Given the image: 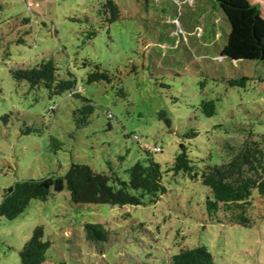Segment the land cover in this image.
I'll return each mask as SVG.
<instances>
[{
	"label": "rangeland",
	"instance_id": "rangeland-1",
	"mask_svg": "<svg viewBox=\"0 0 264 264\" xmlns=\"http://www.w3.org/2000/svg\"><path fill=\"white\" fill-rule=\"evenodd\" d=\"M105 1L0 0V199L16 181L63 175L72 162L127 180L132 164L146 162L144 145L162 148L153 157L165 170L183 144L198 165L220 163L227 141L239 145L250 130L264 134L262 62L220 55L223 46L232 55L255 53L264 39V0H113L114 21ZM48 58L93 101L86 125L74 115L80 97L49 96L10 72ZM96 64L111 82L86 81ZM242 75L251 77L245 86L226 81ZM206 99L216 102L211 116L202 110ZM192 129L197 135L188 137ZM172 173H164L167 191L156 203H74L64 189L31 200L12 220L0 216V264L20 263L37 225L50 241L51 264H168L180 248L201 244L216 264H264L257 193L251 227L217 223L208 218L200 176ZM86 222L103 223L109 240H87Z\"/></svg>",
	"mask_w": 264,
	"mask_h": 264
},
{
	"label": "trees",
	"instance_id": "trees-1",
	"mask_svg": "<svg viewBox=\"0 0 264 264\" xmlns=\"http://www.w3.org/2000/svg\"><path fill=\"white\" fill-rule=\"evenodd\" d=\"M104 12H110V21L119 17V9L113 0L103 3ZM224 32L220 35L223 36ZM226 44V42H225ZM224 44V45H225ZM255 53L244 57L232 55L220 50V55L230 59L259 60L264 66V39L256 47ZM83 64H89L84 61ZM13 78L17 81L26 80L32 87L43 86L49 96L60 95L67 91L70 96L80 97L83 104L75 110V118L79 125H86L95 106L91 99L81 94L77 80L71 72L68 77H61L57 72L52 58L43 59L31 67H15L11 69ZM261 78V77H260ZM251 77L242 75L230 77L226 81L229 85L245 86ZM105 80L111 82L108 71L96 64L94 70L86 77L87 82ZM1 92V88H0ZM120 93L125 95L122 88ZM202 110L206 116L216 113L214 99L201 101ZM110 114V115H109ZM5 115L3 118H6ZM111 117V112H107ZM169 124L170 120L165 117ZM125 136L128 133L124 132ZM188 137L197 135L191 130ZM190 135V136H189ZM135 138V136H134ZM138 139V138H136ZM226 158L220 163L204 162L198 165L188 155L185 144L176 154L170 167L163 169L161 162L155 160L153 153L161 151L159 146H142L147 153L146 162L137 160L126 171L127 180H121L117 175H108L93 170L88 164L70 163L63 175L50 174L38 179H23L4 189L0 199V216L7 219L16 218L33 199L46 200L53 192L64 189L69 191L70 200L74 203H106L111 205H144L156 203L167 189L163 183L164 173L173 175L182 172L191 178L198 179L206 187L205 208L210 221L217 223L238 224L251 227L255 221L254 193L257 199L264 202V134L255 137L253 131L243 136L239 145L226 142ZM114 184H111L110 181ZM117 182V185H116ZM261 216H264L262 213ZM87 240L96 244L109 240L110 229L100 222H86L83 225ZM50 241L44 239V229L37 225L20 250L19 264H51L47 263V249ZM168 264H216L207 246L194 245L182 247L168 257Z\"/></svg>",
	"mask_w": 264,
	"mask_h": 264
},
{
	"label": "built area",
	"instance_id": "built-area-1",
	"mask_svg": "<svg viewBox=\"0 0 264 264\" xmlns=\"http://www.w3.org/2000/svg\"><path fill=\"white\" fill-rule=\"evenodd\" d=\"M110 115V114H109ZM135 138H136V136H135Z\"/></svg>",
	"mask_w": 264,
	"mask_h": 264
}]
</instances>
